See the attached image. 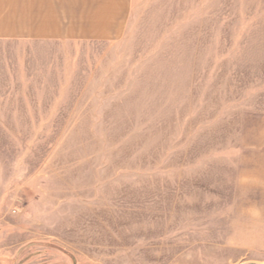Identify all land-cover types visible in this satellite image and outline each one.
<instances>
[{
	"label": "rangeland",
	"instance_id": "obj_1",
	"mask_svg": "<svg viewBox=\"0 0 264 264\" xmlns=\"http://www.w3.org/2000/svg\"><path fill=\"white\" fill-rule=\"evenodd\" d=\"M0 264H264V0L0 43Z\"/></svg>",
	"mask_w": 264,
	"mask_h": 264
},
{
	"label": "crops",
	"instance_id": "obj_2",
	"mask_svg": "<svg viewBox=\"0 0 264 264\" xmlns=\"http://www.w3.org/2000/svg\"><path fill=\"white\" fill-rule=\"evenodd\" d=\"M143 0H0V43H114Z\"/></svg>",
	"mask_w": 264,
	"mask_h": 264
}]
</instances>
